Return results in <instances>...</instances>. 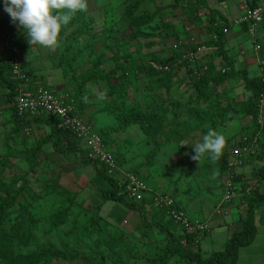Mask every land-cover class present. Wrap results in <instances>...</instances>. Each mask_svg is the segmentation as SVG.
<instances>
[{"label": "rangeland", "instance_id": "374dc122", "mask_svg": "<svg viewBox=\"0 0 264 264\" xmlns=\"http://www.w3.org/2000/svg\"><path fill=\"white\" fill-rule=\"evenodd\" d=\"M198 2L87 0L86 10L62 29L58 46L48 48L31 45L23 27L11 20L0 0V36L10 37L19 46L23 63L38 78L37 83L67 90L84 100L83 120L106 135L107 147L119 158L122 171L135 170L141 174L150 191L173 200L175 208L184 210L206 204L203 213L207 217L213 215L222 193L221 156L211 159L205 155L199 161L194 160L193 147L201 142L209 128L231 118L245 117L246 120V115L236 112L235 104L246 101L251 93L243 84L231 90L227 86L233 78L229 71L197 82L184 67L168 74L154 72L150 67L152 62L168 60L174 47L173 33L188 39L190 31L197 42L208 39L196 25L204 20L205 10L197 5L193 9ZM150 14H153L152 21L138 23L141 17ZM163 23H169L173 33L161 29ZM193 25V29L187 30ZM233 39V53L241 46L246 55L253 54V43L248 37ZM260 44L264 59V37ZM136 66L142 70L138 71ZM254 70V65L249 68L251 73H256ZM99 73H112L115 77L101 78ZM234 77L241 80L239 76ZM241 122L237 118L228 124L225 132L234 130L238 131L237 135L241 134ZM120 125L119 130H114ZM261 139L264 143V135ZM21 140L7 138L4 144L0 142V200L12 199L5 211L2 233L8 235L23 214L24 219L33 222L31 239L26 246L11 238L15 256L33 251H59L62 257L53 256L42 264H155L166 248L167 234L182 236L180 225L168 217L165 208L158 210L153 203L145 201L139 205L148 221L160 228L141 226V217L134 227L125 222L97 219L89 202L100 201L101 190L109 186L100 176L94 185H89V190L77 195L47 194L54 180L52 168L43 159L42 152L32 166L29 157L32 148ZM262 156L263 160L252 156L244 165L249 170L244 174L248 181L253 180L250 174L257 175L256 168L264 164V152ZM251 165L253 172H250ZM115 177L121 179L122 174ZM3 183L8 184L4 189ZM235 206V212H245V204H237L236 200L225 204L224 209L231 213ZM114 213L115 221H119L121 211L115 209ZM254 214L257 235L254 241L239 248L236 264H264V207ZM197 215L202 217L200 212L193 216ZM230 216L221 213L218 221L222 218L227 222ZM96 219L98 225L94 223ZM225 226L214 225L204 237L195 238L196 243L200 242L203 257L224 248L231 231V227ZM196 243L194 250H197ZM0 264L23 263L0 257ZM166 264L189 263L174 255Z\"/></svg>", "mask_w": 264, "mask_h": 264}, {"label": "trees", "instance_id": "16d2710c", "mask_svg": "<svg viewBox=\"0 0 264 264\" xmlns=\"http://www.w3.org/2000/svg\"><path fill=\"white\" fill-rule=\"evenodd\" d=\"M196 3V2H195ZM195 5L205 7L204 10V20L202 22H196V25L198 28L203 29V33L207 34L208 39L203 42H197L194 40V36L190 35V32L188 33V39L186 38H180L179 34L173 33V28L168 23L164 24L161 29L171 30V35H173V48H172V54L169 56L168 60L165 62H154L157 64H166L169 66L168 70H157L153 66H150L154 72L157 73H175L179 70V68H186L189 75L196 80L197 82H203L204 80L217 78L219 75H223L226 72H231V75L233 76H239L240 81L236 85H244V87L250 91L251 96L247 98L246 101L237 102L236 105V112L238 114L246 115L249 118V124L247 127L243 130L244 133L249 132L254 134L258 127L255 122V117L258 112L257 109V98L261 90V83L260 78L258 74H255L251 77L247 75V69L245 67L239 68L237 71L233 70L232 61L229 60L223 50L224 46V40H225V34L223 32V28H226L229 30L231 26L230 20L224 19L217 11L207 9L205 0H199L197 4ZM174 7H178V5L174 4ZM194 12V10L192 11ZM79 13L77 12L72 19L70 20V23H73V21L79 17ZM192 16L194 14L192 13ZM191 16V17H192ZM194 18H196L194 16ZM153 20V14L147 15L145 17H141L138 21L139 24H144L146 22H150ZM68 24V25H69ZM67 25V26H68ZM66 26V27H67ZM244 29L246 28L245 24H242ZM264 27V18L260 24L261 31ZM194 28V25H193ZM192 28V29H193ZM8 29V26L5 28V31ZM3 30V29H2ZM4 31V30H3ZM193 39L194 42L191 40ZM261 40V38H260ZM202 44L208 47L212 48V51L210 55L207 57V71L200 76L199 78L196 77L192 73L191 68H189L187 65L188 63L184 62L182 64L175 63V57L180 55V51H188L193 50L196 45ZM2 46V44H1ZM5 51V50H4ZM220 58L224 60L225 64L222 66L218 63H215V58ZM12 58V55L9 54L8 59L2 60L0 57V82L7 87V102L9 103V107L12 109V122H13V128L9 132L8 137L9 140L21 138L22 144L26 146H30L32 148L29 157L32 159L31 165L34 166L36 163L37 156L41 153V150L43 147L47 144L50 145V147L53 149V151L57 153H74L76 154L77 158L81 160L82 162L86 164H91L95 172L98 176L102 177L104 180H106L109 184V187L102 192V197L100 201L89 202V205L94 207V211L97 214V219L102 218L105 219L100 213L99 210L102 206V204L108 200H113L116 202L121 203L127 208L137 210L141 217V226L144 227H152L156 226L157 228H160L156 224L150 223L146 217L145 212L143 211L142 207L139 205V203L129 201L128 198L125 195L124 192V181L122 179H117L115 176L119 173L117 169H114L113 172H108L107 167L104 166L103 163L92 160L86 157V150L82 147L80 139L76 137L73 131L68 129H63L58 127V119L55 116L52 115H46V114H31L30 112H25L22 116L18 114V111L16 110V107L14 106V98L19 93V86H22L23 92L25 93H32L34 90V86L40 85L43 86L46 89L49 90H55L53 88H49L47 85H42L36 82L38 79L37 77H34L29 73V70L26 68V74L29 76L28 81H21L15 80L11 77L10 74V64L9 61ZM128 60V59H127ZM23 61V60H22ZM24 65V63H23ZM219 65V67H217ZM25 66V65H24ZM137 70L140 71L142 68H139L136 66ZM224 68V71L222 72V69ZM121 69V68H119ZM136 70V71H137ZM97 74V73H96ZM99 77L105 78V77H115L114 74H103L99 73ZM62 92H66L69 94L68 101L70 98L72 99L71 103L74 108H76L79 111L80 116H82L83 108L85 106L84 100L80 98L79 96H76V94H73L67 90H61ZM234 108V107H233ZM233 119V118H231ZM155 120V119H153ZM230 120V119H229ZM156 121V120H155ZM33 122L38 123H44L49 127L48 131L33 134L31 124ZM127 123V122H126ZM122 126H118L119 130ZM99 133V132H98ZM101 136V140L104 143V145L108 146V139L106 138V135L103 133H99ZM264 135V130L261 132V137ZM259 139L258 141V149L256 151L255 156L256 159L263 160V148L264 143L262 139ZM29 142V144H27ZM229 141H226V144L224 148L226 149L225 152L221 154V166H222V174L223 171L226 168V165L228 163L229 155H228V148H229ZM109 148V147H108ZM110 149V148H109ZM18 150L22 151L23 149L18 148ZM111 150V149H110ZM112 152V151H111ZM43 152L41 153V155ZM113 154V152H112ZM252 157V156H251ZM250 157V158H251ZM113 159L115 162V165L120 167L121 162L119 158L116 156V154H113ZM249 161L246 160L244 164H247ZM261 168H256V174L254 173V176H252V179L255 180L254 187L251 186L250 193L246 194L244 189L246 188V183L242 185V192L243 194L240 195V203L245 204V212H240L239 216L242 222V229L239 231H236L230 235V237L225 242V246L223 249L211 251L208 253L207 257H203L200 249H199V243L195 242L196 235L192 232H188L186 227L183 225H180V230L182 231V236H173L171 233L167 234L168 243L166 244L165 250L162 252V254L158 257V263L155 261V264H166V262L174 255H179L180 258L182 257L187 261L189 264H236L238 257H239V248L243 247L245 245H248L251 243L255 238L256 228L254 226V212L258 208L264 207V190H263V181H264V164L260 166ZM254 171V172H255ZM137 173V172H135ZM137 175H139L137 173ZM140 176V175H139ZM223 176V175H222ZM241 176V175H240ZM242 177V176H241ZM54 178V177H53ZM143 178V177H142ZM260 179V180H259ZM263 180V181H262ZM259 183V184H258ZM8 184L3 183L2 188L7 187ZM49 191L46 193L49 194H64L65 196L69 195H77L78 193H72L65 189L63 186H61L58 182V179L54 178L50 186L48 187ZM45 193V194H46ZM11 198H5L3 200H0V257L5 258L6 260L10 258H14L16 261H20L23 264H42L43 261L46 259H51L53 256H63V254L59 251H33L25 255H14L13 251V245L11 242V238L15 239L17 242H19L21 245L26 246L31 239L32 234V227L33 222L25 218L24 214L20 216L19 220L16 221L14 226L12 227L10 233L7 235H4L2 233L3 230V219L5 216V211L11 203ZM145 202L152 203L151 198L146 197ZM239 203V204H240ZM88 205V206H89ZM158 210L164 211V207H156ZM95 220L94 223L98 225V220ZM106 220V219H105ZM178 225V224H177ZM163 228H161L162 230ZM198 241V240H196ZM194 243H196L197 250L193 249ZM84 264H86L84 262Z\"/></svg>", "mask_w": 264, "mask_h": 264}, {"label": "built area", "instance_id": "2783aa9c", "mask_svg": "<svg viewBox=\"0 0 264 264\" xmlns=\"http://www.w3.org/2000/svg\"><path fill=\"white\" fill-rule=\"evenodd\" d=\"M264 18V0L259 3H245L241 15L232 20V26L246 25V35L253 43L255 52V62L259 66L258 76L261 83V90L257 98L258 112L255 117V122L258 130L252 134L242 132L230 142L228 148V163L223 172L222 193L218 204L214 208L213 215L220 216L221 213H229L224 209V205L237 200L240 203V195L242 185L246 183L245 193H250L251 186L254 187V180L248 181L241 177L238 168L243 163L256 154L258 149V141L261 137V132L264 130V59L260 57V24ZM228 30L223 28V32ZM193 41V39H191ZM193 43H196L193 41ZM1 48L7 51L12 58L9 61L10 74L15 80L28 81L29 76L26 74V68L23 65L19 46L10 37H2ZM212 51L211 47L198 44L193 50L180 51V55L175 57V63H188L192 73L196 77L202 76L208 69L207 57ZM152 66L157 70H168L166 64H157L152 62ZM224 68L222 69V72ZM19 93L14 98V106L21 116L25 112L31 114H48L57 117L58 127L68 129L74 132L77 138L80 139L82 147L86 150V157L92 160H97L107 167L108 172H113L117 169L122 174L121 179L124 181V192L126 197L136 203H142L145 198H151L152 203L156 207H164L168 217L176 224L186 227L188 232L196 235V238L204 237L210 231L209 220L191 221L186 212L181 208H175L173 200L159 193H152L145 180L137 175L134 171H122L120 167L115 165L111 150L104 145L101 136L95 131L89 123L83 120L79 111L73 107L71 101H68L69 94L61 90H49L43 86H34L32 93L23 92L22 86H19ZM152 193V194H151Z\"/></svg>", "mask_w": 264, "mask_h": 264}, {"label": "crops", "instance_id": "0c3cea01", "mask_svg": "<svg viewBox=\"0 0 264 264\" xmlns=\"http://www.w3.org/2000/svg\"><path fill=\"white\" fill-rule=\"evenodd\" d=\"M262 1L263 0H205V3H206L207 9L217 11L224 19L232 21L241 15L242 10H243V6L245 3H259ZM192 28L193 27L190 26L187 30H191ZM245 31H246V28L244 29L243 26H234V25L232 26L231 25L229 30L225 34L223 50H224L226 57L233 62L232 66H233L234 71H237L239 68L245 67L247 69V75L249 77H251L255 74H258V70H259V66L255 62V52H253V54H251V55H246L241 46H239L240 50L236 51V53H233L231 51L232 50L231 49V47H232L231 43L233 44L232 37L234 38L233 39L234 41H236V39L238 37H241L242 35H245L247 38ZM228 33L230 34V37H228L229 36ZM259 34H260L261 38L264 37V27L259 32ZM2 37L0 38V42H2ZM0 48H1V43H0ZM259 55H260V57H262L261 56V49L259 51ZM8 56H9V53L7 51H4V50L2 51V48H1L0 49V57L2 58V60L8 59ZM215 63L216 64L219 63L221 66L223 64H225L224 60H222L218 57L215 58ZM253 65L255 66L254 71H256V73L255 72L251 73L249 71V68H252ZM239 81H240L239 79L236 80L235 77L233 76V78H231V80H229L227 82L228 83L227 86L231 90H234L235 86H237L236 84ZM7 91H8L7 87H5L2 84V82H0V142H1V144L5 143L9 132L13 128V122H12V118H11L12 109L9 107V103L7 102ZM233 93H235V92L233 91ZM237 118H240L243 121L239 125L240 126V132L239 133H241L249 124V122H248L249 118L247 116H246V118H247L246 120H245V117H236V118L227 120L223 123H219L211 129H213L214 131L217 129L218 133L223 134L225 139L227 141H229L233 136L237 135L236 132H238V131L232 130V131L226 133L225 130L228 128V124L235 121ZM31 127H32L31 131L33 132V134L46 132L49 129V127L47 125H45L44 123H41V122L40 123L33 122L31 124ZM201 131H203V130H201ZM205 134L206 133H204V135ZM201 142H202V139H201ZM184 150H188V149L184 148ZM225 151H226V149L224 148L222 150V152H225ZM41 152H43V154H42L43 159L46 160V162L49 163V166L52 168V170L50 169V171H52L54 173L53 177L58 179V182L61 186H63L65 189H67L68 191H70L72 193H80V192L89 190V185L91 183L94 185V180L98 178V175L96 174L94 167L91 164H86V163L82 162L81 160H79L77 158L76 154H74V153H73V155H67L69 153H66V154L57 153V152L53 151V149L50 147L49 144L45 145L43 147V149L41 150ZM244 165H246V164H244ZM244 165H242L238 168V172L240 173V175L242 177L246 178L244 176V174H247V172L249 170H245ZM130 166H132V165H130ZM250 172H253L252 165H251V171ZM139 175L141 177H143L141 174H139ZM250 175L251 176L249 178H252V175H254V174L251 173ZM108 187L109 186L102 189L101 193L103 192V190L107 189ZM151 188L153 189V187H151ZM91 192H92V190H90V192H89L90 197L92 194ZM220 197H221V194H220ZM219 198H218L217 202L219 201ZM237 204H238V201H237ZM205 205L206 204H204L203 206L197 205L196 208L187 207L186 209L184 208V211L187 213V215L191 219L194 218V220L195 219L196 220H207V219L209 220L210 219L211 220V221H209L210 225H211L210 228H212L214 225H217V228L222 226V225H224V226L226 225V226L231 227V229H230L231 231L229 232L227 239L230 237V235L232 233L242 229V222H241L239 213L234 211L235 209L237 210V206L233 207L234 209L231 208V210H230L231 213L229 212V214L231 216L229 217V220L226 222L225 219L223 220L222 218L220 219L221 221H218L219 217L216 215H214V216L208 215L207 217H204L206 214V212L203 213V209H204ZM238 207H239V205H238ZM115 209H117L119 212L121 211V213H122V214H120L121 219L119 221H115V218H116V214L114 213ZM257 210H259V208L255 210V213ZM199 212H200V214H202L203 218L200 215H197V217L193 216ZM99 213L103 217H105L106 220H109V221L115 222V223L125 222V224L129 225L130 227L136 226L140 221V214L137 210L127 208L124 205H122L121 203L113 201V200H108V201L104 202L102 204L100 210H99ZM253 218H254V226L256 228V233H255V237H256L257 226H256V222H255V214H254ZM199 247H200V242H199Z\"/></svg>", "mask_w": 264, "mask_h": 264}, {"label": "clouds", "instance_id": "9594fccd", "mask_svg": "<svg viewBox=\"0 0 264 264\" xmlns=\"http://www.w3.org/2000/svg\"><path fill=\"white\" fill-rule=\"evenodd\" d=\"M3 4L11 20L23 27L31 45L48 48L58 46L62 29L87 8V0H3ZM225 144L224 135L209 128L202 142L193 147V159L199 161L205 155L218 159Z\"/></svg>", "mask_w": 264, "mask_h": 264}]
</instances>
